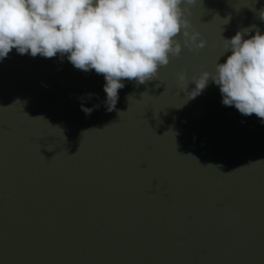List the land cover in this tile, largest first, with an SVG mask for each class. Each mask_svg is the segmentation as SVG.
I'll use <instances>...</instances> for the list:
<instances>
[{
  "label": "water",
  "instance_id": "water-1",
  "mask_svg": "<svg viewBox=\"0 0 264 264\" xmlns=\"http://www.w3.org/2000/svg\"><path fill=\"white\" fill-rule=\"evenodd\" d=\"M262 9L197 0L186 16L205 47L123 80L111 112L103 75L67 54L0 60V264H264V122L211 80L188 99L232 54L223 38L264 34Z\"/></svg>",
  "mask_w": 264,
  "mask_h": 264
},
{
  "label": "clouds",
  "instance_id": "clouds-1",
  "mask_svg": "<svg viewBox=\"0 0 264 264\" xmlns=\"http://www.w3.org/2000/svg\"><path fill=\"white\" fill-rule=\"evenodd\" d=\"M196 3L197 0H0V60L13 49L32 57L67 54L75 68L85 72L94 69L103 75L104 103L111 112L118 101V91L125 86L123 80L144 84L157 79L160 67L167 66L170 57H179L183 47L189 51L205 47L206 41L200 38L201 33L191 30L186 16ZM260 18L264 20V9ZM251 31L247 28L230 39L223 38L225 52L231 50L232 54L226 62L216 63L214 73L202 71L191 78L195 87L188 99L202 94L211 80L220 89L223 105L234 106L245 116L255 114L264 122V34L256 30L249 36ZM181 33L183 46L176 39ZM176 78L180 90L186 91L190 82L187 74L180 71ZM98 107L81 104L86 115Z\"/></svg>",
  "mask_w": 264,
  "mask_h": 264
}]
</instances>
